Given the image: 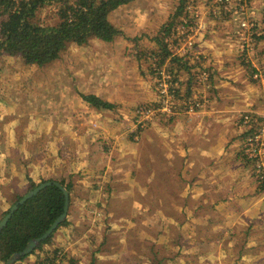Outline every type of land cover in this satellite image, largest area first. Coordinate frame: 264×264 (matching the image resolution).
<instances>
[{
    "label": "rangeland",
    "instance_id": "374dc122",
    "mask_svg": "<svg viewBox=\"0 0 264 264\" xmlns=\"http://www.w3.org/2000/svg\"><path fill=\"white\" fill-rule=\"evenodd\" d=\"M216 2L219 0H134L109 15L123 33L113 42L95 39L84 46L71 45L58 60L42 68L2 57L0 151L13 158V179L0 178L10 192L2 215L28 193V178L35 183L73 182L69 213L77 228L67 225L58 230L75 237V243L70 241V253L88 258L107 241L97 255L105 264L104 258L122 252L127 241L134 247L143 228L152 233L153 222H149L166 215L160 212L165 215L158 216L148 206L147 196L139 193L148 172L162 171V157L158 154L153 161L152 152L138 150V145L160 117L168 120L174 111L193 113L200 108L222 85L221 73L213 67L221 62H226L222 78L237 96L233 101L239 107L238 116L235 113L237 148L248 175L264 191L245 153L246 140L253 132L250 126L255 125L244 123L246 116L264 118V110L258 109L264 108V0H228L234 9L227 16L226 4ZM56 11L55 6L39 10L36 22L56 24ZM171 22L174 26L168 34L165 29ZM162 44L170 58L178 60L170 62L169 58L160 67ZM81 94L96 95L114 109L97 111ZM143 108H151L153 115L140 128L137 114ZM56 153L61 154L60 160ZM139 201L146 203L141 206ZM255 217L264 222V206L256 210ZM159 223H155L156 230ZM203 229L211 232L213 228ZM249 230L252 242L227 243L232 238L229 232L217 234L226 239L224 243L186 242L183 250L187 253L179 251L177 263L171 264H264V227L253 224ZM55 248L53 241L17 264H51L47 259H54L55 264H72L71 260L80 264L63 249L54 256ZM173 250L165 256H171ZM165 256L160 264H169ZM119 257L113 256V264H122ZM89 261L85 259L86 264Z\"/></svg>",
    "mask_w": 264,
    "mask_h": 264
},
{
    "label": "crops",
    "instance_id": "0c3cea01",
    "mask_svg": "<svg viewBox=\"0 0 264 264\" xmlns=\"http://www.w3.org/2000/svg\"><path fill=\"white\" fill-rule=\"evenodd\" d=\"M225 64L226 62H221L213 66L221 73L222 85L207 96V101L202 103L200 108L193 113L188 110L174 111L168 116V120L160 117L148 130L151 134L147 133L142 137L143 141L137 149L143 152L151 151L153 161L159 154L162 157L159 162L163 164V169L159 172H148L143 183H140L142 187H139V193L147 196L148 206L157 211L158 216L165 215L159 214L160 212H166V215L165 218H160L161 220L158 218L149 222L150 225L153 222V232L148 233V230L143 228V234L133 242L134 247L127 241L122 252L117 250L106 256L105 264H113V256H120L118 259L122 264H160L166 261L162 256L170 255L173 246L172 255L165 258L170 259L169 264L177 263L176 256L179 251L186 249V242L195 240L201 244L224 243L226 239L217 237V234L221 235L218 232L224 235L231 233L232 238L227 243L252 242L254 239L250 236L252 233L249 227L253 224L264 227V222L255 217L256 210L264 206V203L260 202L264 198V191L258 189L252 177L248 175V166L237 148L239 122L235 113L238 116L239 107L233 106L237 96L228 90L227 83L222 78V67ZM258 109L264 110L263 107ZM1 153L0 151V178L10 176L13 179L10 172L13 158ZM56 156L60 160L61 154L59 156L56 153ZM7 190L2 182L0 217L3 205L10 199L7 195L10 192ZM139 202L141 206L146 203ZM210 211H221L222 214L212 215ZM70 215L69 213L68 228H77ZM156 221L160 222L157 230ZM210 227L213 228L211 232L209 229L203 231V228ZM74 239L69 233L60 230L54 244L55 247L63 249L64 254L76 256L80 264L81 260L86 264L85 259L89 258L88 264H101V258L97 255L102 254V247L107 245V241H102L101 246L95 250V255L81 258L82 253H70V241L75 243ZM204 254L206 256V253ZM226 255L228 258L227 253ZM189 256L190 253L188 258ZM183 257L187 258V254Z\"/></svg>",
    "mask_w": 264,
    "mask_h": 264
},
{
    "label": "trees",
    "instance_id": "16d2710c",
    "mask_svg": "<svg viewBox=\"0 0 264 264\" xmlns=\"http://www.w3.org/2000/svg\"><path fill=\"white\" fill-rule=\"evenodd\" d=\"M133 1L0 0V59L14 57L28 66L42 68L58 60L61 53L71 45L84 46L95 39L106 43L113 42L116 38L123 36V33L111 23L109 15ZM53 6L57 9L56 24L44 26L36 22L39 10ZM181 13V11L178 12L174 20ZM173 26L174 22H171L165 31L169 34ZM161 48L164 49V55H159L160 67L165 65L171 55L165 45L162 44ZM177 60L176 57H173L169 61L176 62ZM81 98L97 111L114 109L112 103L96 95L81 94ZM28 181L30 184L28 192L40 184L48 182L35 183L31 178H28ZM72 183L61 182L69 191L70 196ZM64 202L63 192L56 186H49L21 205L0 235V262L5 264L13 254L23 251L30 241L42 237L55 220L63 214ZM10 208L3 213L0 221L9 213ZM67 225L68 219L59 226L58 230ZM58 230L38 249L52 244ZM53 254L54 256L60 255L59 248L56 247ZM47 260L51 264H55L54 259ZM71 263L75 264L72 260Z\"/></svg>",
    "mask_w": 264,
    "mask_h": 264
},
{
    "label": "water",
    "instance_id": "95a60500",
    "mask_svg": "<svg viewBox=\"0 0 264 264\" xmlns=\"http://www.w3.org/2000/svg\"><path fill=\"white\" fill-rule=\"evenodd\" d=\"M49 186H56L63 192L65 197L63 214L55 220V222L42 237L30 241L23 251L13 254L5 264H17L23 258L32 254L46 239H48L56 230H58L59 226L67 219L70 208V193L60 182L48 181L40 184L35 189L25 194L10 208L9 213L0 221V235L19 207Z\"/></svg>",
    "mask_w": 264,
    "mask_h": 264
},
{
    "label": "built area",
    "instance_id": "2783aa9c",
    "mask_svg": "<svg viewBox=\"0 0 264 264\" xmlns=\"http://www.w3.org/2000/svg\"><path fill=\"white\" fill-rule=\"evenodd\" d=\"M228 0H219L217 3H223L225 6V15L231 13V11L234 9L229 2H226ZM235 12V10L233 11ZM232 12V13H233ZM245 26V25H243ZM254 35V34H253ZM140 117V128H145L146 122L151 118V115H153V110L151 108H143V110H140L137 114ZM245 125H249L250 123H253L255 126H250V135H248V138L246 140V144L248 146V149L245 150V153H247V157L249 160H251L254 164V170L257 175L259 176V182L264 185V118L262 120L254 119V117L246 116L244 118Z\"/></svg>",
    "mask_w": 264,
    "mask_h": 264
}]
</instances>
